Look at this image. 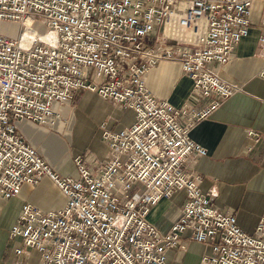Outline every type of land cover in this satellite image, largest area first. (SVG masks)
Listing matches in <instances>:
<instances>
[{
    "label": "built area",
    "instance_id": "2783aa9c",
    "mask_svg": "<svg viewBox=\"0 0 264 264\" xmlns=\"http://www.w3.org/2000/svg\"><path fill=\"white\" fill-rule=\"evenodd\" d=\"M254 2L0 0V201L45 175L66 197L56 209L22 204L8 234L20 240L15 254L34 252L37 264H170L166 251L184 249L185 239L209 246L198 264H264V210L253 232L244 231L187 169L207 154L190 130L233 94L218 71L249 35ZM27 29L33 34L24 40ZM257 42L264 58V2ZM164 59L180 62L194 92L208 98L203 107H176L150 91L146 76ZM258 75L264 79V66ZM79 90L131 109L134 121L119 130L102 121L106 159L77 155L76 174L60 175L16 124L51 127L55 105ZM178 191L181 214L161 232L148 220L150 209Z\"/></svg>",
    "mask_w": 264,
    "mask_h": 264
},
{
    "label": "crops",
    "instance_id": "0c3cea01",
    "mask_svg": "<svg viewBox=\"0 0 264 264\" xmlns=\"http://www.w3.org/2000/svg\"><path fill=\"white\" fill-rule=\"evenodd\" d=\"M257 34L258 21L252 23L249 35L234 47L227 64L219 69L220 78L233 87V94L190 130V137L204 146L207 154L196 156L187 167L201 176L203 191L213 192L214 205L231 210L239 226L248 233L253 232L264 210V79L258 75L264 66V58L258 54ZM146 85L155 96L167 99L176 107L188 103L199 109L208 101L194 92L192 80L184 74L178 60H160L147 74ZM75 101L78 109L73 111L71 104ZM54 108L59 112L54 116V126L23 120L16 128L31 146L39 148L51 170L60 175L76 174L73 159L77 155H82L88 163L106 159L108 147L101 139L99 127L102 121H107L111 130H119L134 121L131 109L103 100L87 90L77 91L65 106L57 108L55 105ZM84 122L92 126L89 128L92 140L79 147L72 135ZM82 129H76L78 140L84 133ZM248 130L258 135L257 141L248 135ZM48 139H60L67 147L66 151L57 156L48 155L43 144ZM184 198V192L178 191L171 198L160 199L151 207L148 220L159 231L167 232L180 216ZM65 201L66 197L46 175L38 184H22L17 196L1 200L0 264L38 263L34 252L15 254L14 247L20 240H11L8 235L22 204L27 202L49 210L63 206ZM239 206L251 208L250 212L235 211L234 208ZM158 212L162 214L160 217L152 215ZM181 241L185 244L184 249L166 251L170 264H198L200 257L210 251L206 244Z\"/></svg>",
    "mask_w": 264,
    "mask_h": 264
},
{
    "label": "rangeland",
    "instance_id": "374dc122",
    "mask_svg": "<svg viewBox=\"0 0 264 264\" xmlns=\"http://www.w3.org/2000/svg\"><path fill=\"white\" fill-rule=\"evenodd\" d=\"M263 2L264 0H255L254 2V5H253V14H252V19H253V22H257L259 20V17H260V14H261V10H262V6H263ZM40 32H42L44 30L43 26L41 25V22L38 20L35 22V25H34ZM2 27V26H1ZM11 29V28H10ZM12 32V35H16L17 34V29L13 28L11 30ZM65 106V105H64ZM72 106V109L73 111H75L76 109H78V104H77V101L75 102H72L71 104ZM88 121V119H86ZM85 123V122H84ZM80 127V129H83L84 130V133L82 134V138H80L79 140L77 138H75V133H76V129ZM90 127H92L90 125V123H85V124H79L75 131H74V134L72 135V139L75 141V143L81 147L83 146L85 143H88L90 142L92 139V132L91 130L89 129ZM64 136V135H63ZM44 149L46 150V152L48 153V155H51V156H57V155H61L64 151H66V145L63 141H61L60 139H48V140H45L44 141ZM235 211L238 210V211H245V212H250V209L251 208H246V207H242V206H239V207H236L234 208ZM152 214V213H151ZM152 215H157V217H160L162 214L160 212L158 213H153ZM166 217L164 216L163 218H161L162 221H164Z\"/></svg>",
    "mask_w": 264,
    "mask_h": 264
},
{
    "label": "bare ground",
    "instance_id": "6f19581e",
    "mask_svg": "<svg viewBox=\"0 0 264 264\" xmlns=\"http://www.w3.org/2000/svg\"><path fill=\"white\" fill-rule=\"evenodd\" d=\"M28 22H29V20H28ZM33 33H32V30H29V29H27L26 30V34L24 35V40H26L28 37H30L31 35H32ZM59 113V112H58ZM50 121H51V119H50ZM55 118L53 117V121H51V124H52V126H54L55 125Z\"/></svg>",
    "mask_w": 264,
    "mask_h": 264
}]
</instances>
